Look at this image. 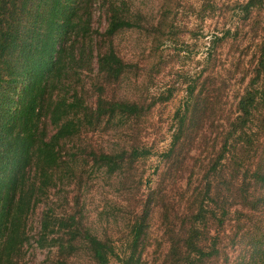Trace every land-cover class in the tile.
Here are the masks:
<instances>
[{"label": "trees", "instance_id": "1", "mask_svg": "<svg viewBox=\"0 0 264 264\" xmlns=\"http://www.w3.org/2000/svg\"><path fill=\"white\" fill-rule=\"evenodd\" d=\"M233 4L240 22L226 23L213 48L235 49L241 25L264 12V0ZM163 17L150 21L133 0H0V264H26L31 246L47 250L42 264H150L149 253L151 264H264V19L231 100L239 60L184 79L146 190L157 150L145 137L178 90L155 79L166 70ZM126 33L151 38L157 54L149 84L132 90L145 68L121 55ZM101 181L115 201L93 213L87 201Z\"/></svg>", "mask_w": 264, "mask_h": 264}, {"label": "rangeland", "instance_id": "2", "mask_svg": "<svg viewBox=\"0 0 264 264\" xmlns=\"http://www.w3.org/2000/svg\"><path fill=\"white\" fill-rule=\"evenodd\" d=\"M234 1L236 0H182L179 3L175 0L170 7L169 0H133L135 7L142 9L150 21H154V23L160 21L161 23V17L167 18L169 23L163 22L161 24L166 34L162 36L161 39L163 40L159 47V50L163 51L164 58H166V70L157 76L155 75V79H157L159 87L168 89V87L174 86L178 88L174 97L155 113L154 127L150 134L145 137V139H148L149 144L156 145L155 150H157V154L148 160L145 167L146 172L143 182L146 190L154 185L157 177L158 165L161 163L159 153L165 151L170 145L172 116L186 95L187 84L183 82L184 79L189 78L191 80L199 77L203 79L209 72L212 74L217 73L218 67L216 65L218 61L222 62L220 70L225 74V68L229 67L232 60L235 59L239 60L240 64L237 67L240 68H233H237L231 78L234 87L229 86V90L225 91L228 97H225L224 100H231L233 91L244 87L245 82H243V79H245V75L243 69L249 65L251 58V54H246L249 51V39L252 36V30L258 27V19H264V12L257 20L255 19L256 21H246L241 25L242 28L239 32L240 43L239 45L233 44L235 49L230 47L229 43L224 44V47L216 44L213 48L212 44L215 34L226 23L229 25L233 24V22H240L233 15V12H235L232 10ZM95 21L99 30L104 29L106 26L105 17L100 12L97 13ZM170 23H175L174 30L178 33L177 35L170 30ZM149 39L151 38L139 33H126L117 38L121 55L138 62L140 66L145 68L144 71L138 70V84H135L133 80L128 81L131 90L138 89V87L142 88L149 84L148 77L151 76H148V74L154 66V58L157 55L155 53L152 54V44L148 41ZM156 42L158 43L159 41ZM244 51L245 55L239 57ZM209 52L214 54L211 58L209 57ZM213 65H215L214 69H212ZM230 67H232V64ZM132 76L130 78L134 79L133 74ZM207 132L210 134L208 128ZM125 133L127 131L121 128L118 132L112 134L111 139H117L121 135H125ZM113 189V187L105 184L104 181L99 182L89 195L87 201L89 209L93 213L105 208L106 205L111 209L110 206L115 201V191ZM36 220H38L37 216L34 218V232L38 229ZM103 220H105L104 217ZM158 232V227L156 225L152 226V237L158 236ZM149 252H152L151 248ZM46 255V249L31 246L29 260L26 261V264H42ZM148 256H151L150 253L146 257L151 264L152 257L149 258ZM112 264L120 263L114 259Z\"/></svg>", "mask_w": 264, "mask_h": 264}]
</instances>
